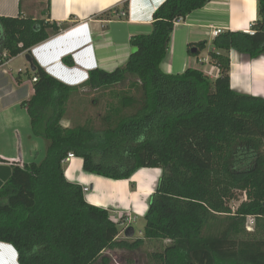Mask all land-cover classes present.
<instances>
[{
	"label": "trees",
	"instance_id": "16d2710c",
	"mask_svg": "<svg viewBox=\"0 0 264 264\" xmlns=\"http://www.w3.org/2000/svg\"><path fill=\"white\" fill-rule=\"evenodd\" d=\"M209 1L165 0L153 12L151 32L130 38L137 51L125 64L93 69L80 86L60 82L32 59L28 76L37 80L23 105L33 135L47 142L45 156L39 164L14 165L0 187V243L15 250L18 264H111L107 251L147 246L155 248L149 264H264V99L236 93L229 77L231 50L251 60L264 56V0H256L253 36L227 31L213 40L215 80L196 69L175 75L159 69L174 24ZM68 28L0 17V66ZM206 45L188 44L187 55L197 57ZM62 62L73 66L69 56ZM114 88L117 107L107 102L104 114L61 124L74 93ZM92 101L100 103L99 95ZM68 153L82 160L85 173L111 180L161 170L142 238L119 239L110 214L87 204L82 187L65 179ZM234 191L248 202L232 214L226 201ZM250 215L253 234L245 230Z\"/></svg>",
	"mask_w": 264,
	"mask_h": 264
},
{
	"label": "crops",
	"instance_id": "0c3cea01",
	"mask_svg": "<svg viewBox=\"0 0 264 264\" xmlns=\"http://www.w3.org/2000/svg\"><path fill=\"white\" fill-rule=\"evenodd\" d=\"M164 1L49 0V9L43 15L47 0H23L22 4H19V0H0V17H30L57 25H68V29L34 46L30 53L48 75L68 86H80L85 83L88 72L93 69L106 71L125 64L132 49L130 38L151 32L153 12ZM124 3H127L126 16L115 18L113 12L123 10ZM256 18V0L209 1L203 8L174 24L169 49L159 69L171 75L180 74L186 69H196L215 80L218 69L212 64L209 53L219 52L211 46L215 39L212 31L221 29L222 32L244 33ZM199 42H206V49L197 57L188 56L187 45ZM25 56L22 53L0 66V114L5 113L9 107L3 102L9 96L7 90L11 80L19 89L26 86V83L31 84L29 98L32 95V80L28 77L27 82L23 81L20 68L14 77L11 68L17 60L26 61ZM67 56L73 61L72 67L62 62V58ZM229 60L231 89L239 94L264 99V56L251 60L246 55L231 50ZM23 110L26 112L24 105ZM21 161L15 155V143L2 136L0 124V187L9 178L13 166L22 165ZM82 167V160L77 157L65 163V179L80 185L83 190L89 189L88 192L83 191L86 203L110 214L111 219L119 226V239H130L124 236L130 228L133 230L132 237L142 238L143 229L135 231L133 223L138 219L145 222L144 218L161 177V170L141 168L129 179L111 180L85 173ZM112 261L116 262L113 258ZM0 264H18L17 253L8 244L0 243Z\"/></svg>",
	"mask_w": 264,
	"mask_h": 264
},
{
	"label": "rangeland",
	"instance_id": "374dc122",
	"mask_svg": "<svg viewBox=\"0 0 264 264\" xmlns=\"http://www.w3.org/2000/svg\"><path fill=\"white\" fill-rule=\"evenodd\" d=\"M47 11V2L44 3L43 15ZM40 20V19H37ZM123 66V65H121ZM118 66V67H121ZM117 67V68H118ZM11 68L13 69L14 77L17 76V69L22 70L21 78L23 81H28L29 65L23 59L15 61ZM116 68L106 70L111 72ZM163 73V72H162ZM165 74V73H164ZM21 87L20 89L11 80L7 92L9 96L6 97L3 104L9 106L5 113L0 114L1 133L6 139H11L15 143V155L19 160L18 145L20 144L21 163L34 162L39 164L45 156L47 142L40 137H34L30 126L29 116L23 110V101L27 100L30 96L31 84ZM120 88L108 89L103 92L96 93H74L67 105L66 116L61 121L63 126H72L74 124L83 123L86 118L93 116L97 111L104 114L107 111V102H111V106H118V95ZM99 95L100 103L93 105L92 99ZM30 99V98H29ZM28 99V100H29ZM7 141V140H6ZM3 146V142L1 144ZM6 147V145H5ZM233 198L226 201L227 206L231 210L232 214L237 210L241 203L244 201L245 193L240 191L233 192ZM247 198V197H246ZM143 219H138L133 223L135 231L138 229L141 231L144 228ZM246 230V229H245ZM250 234L251 232L246 231ZM130 239H135L134 237ZM155 248L147 246L142 252L126 253L124 251H107L106 254H110L116 262L112 261L111 264H149L147 260V253H151Z\"/></svg>",
	"mask_w": 264,
	"mask_h": 264
},
{
	"label": "built area",
	"instance_id": "2783aa9c",
	"mask_svg": "<svg viewBox=\"0 0 264 264\" xmlns=\"http://www.w3.org/2000/svg\"><path fill=\"white\" fill-rule=\"evenodd\" d=\"M113 14H114V17L117 19H121V18H124L126 16V12L122 9L116 10L115 12H113ZM222 33L223 32L221 29H214L212 31L213 37H217L218 35H220ZM244 33L249 35V36L254 35V32L251 28H248L247 30H245ZM36 80H37V78H33L32 82H35ZM73 158H74V155L72 153H68L66 159L64 160V163L69 162ZM83 191L88 192V188H84ZM244 201H247L246 195L244 196ZM255 220H256L255 216H252V215L246 216V218H245V229H246V231L251 232V230H253L254 225H255Z\"/></svg>",
	"mask_w": 264,
	"mask_h": 264
},
{
	"label": "water",
	"instance_id": "95a60500",
	"mask_svg": "<svg viewBox=\"0 0 264 264\" xmlns=\"http://www.w3.org/2000/svg\"><path fill=\"white\" fill-rule=\"evenodd\" d=\"M136 51H137L136 48H132L131 49V54H134ZM25 59H26L27 63L29 64L30 71L31 72H34L35 71V67L33 66V63H32V59H33L32 56L29 55V54H26ZM18 155H19V159H20L21 158L20 157V144L18 145ZM129 231H130V233H128ZM124 236H125V238H131L133 236V230L131 228L128 229L125 232V235Z\"/></svg>",
	"mask_w": 264,
	"mask_h": 264
}]
</instances>
